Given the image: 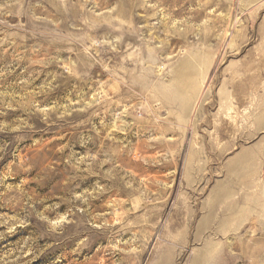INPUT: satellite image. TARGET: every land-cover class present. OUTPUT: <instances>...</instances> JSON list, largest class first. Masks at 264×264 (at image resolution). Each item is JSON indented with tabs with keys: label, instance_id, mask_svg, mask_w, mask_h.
Listing matches in <instances>:
<instances>
[{
	"label": "rangeland",
	"instance_id": "1",
	"mask_svg": "<svg viewBox=\"0 0 264 264\" xmlns=\"http://www.w3.org/2000/svg\"><path fill=\"white\" fill-rule=\"evenodd\" d=\"M0 264H264V0H0Z\"/></svg>",
	"mask_w": 264,
	"mask_h": 264
},
{
	"label": "bare ground",
	"instance_id": "2",
	"mask_svg": "<svg viewBox=\"0 0 264 264\" xmlns=\"http://www.w3.org/2000/svg\"><path fill=\"white\" fill-rule=\"evenodd\" d=\"M219 194H220V195H223V194H224V191H220Z\"/></svg>",
	"mask_w": 264,
	"mask_h": 264
}]
</instances>
